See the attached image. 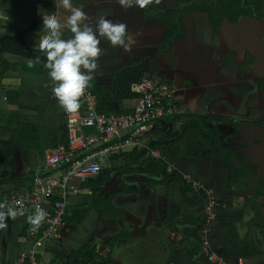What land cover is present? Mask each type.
<instances>
[{
    "label": "crops",
    "instance_id": "0c3cea01",
    "mask_svg": "<svg viewBox=\"0 0 264 264\" xmlns=\"http://www.w3.org/2000/svg\"><path fill=\"white\" fill-rule=\"evenodd\" d=\"M81 3L93 20L105 16L115 23L126 24L127 30L133 35L140 33L136 45L128 53L112 47L108 42H102L100 45L103 53L99 57V68L94 74L90 89L94 94L100 88L110 91L109 101L113 102L117 110L114 115H128L121 114L118 109H132L134 106L130 97L120 101L113 97L118 78L124 74L149 72L158 85H167L174 92L177 102L184 104L185 112L178 116L189 120L199 117L202 134L203 128H208L209 132L217 127L220 136H216V139L219 140L238 133L230 144L240 151L239 155L251 157L258 162V148L252 145L253 140L258 137L253 139L251 134L258 133L260 125L255 124L252 117H264V93L258 92L252 84H248L257 76L251 74L247 77L242 72H233L232 69L233 61L243 62L246 52L261 42L258 22L248 29L250 27H234L229 21H225L217 31L216 37H211L206 33L200 35L194 17L187 14L184 17L186 35L167 44V25L157 16V12L172 9L174 0H160L158 4L154 2L145 8L127 10L116 0H77V5ZM38 9L48 14L57 11L53 0H0V13L7 12L10 17L8 23L0 20V43L2 39L8 40V36H26L27 47L38 54L34 56L33 61L41 60L40 65L30 69L27 66L28 61L13 55L8 58L9 55L0 49V60L3 59L7 65L12 66L10 72H7L9 78L5 80V85L11 91L20 93L17 106H9L6 91L0 89L3 90L4 100L8 104L7 109L3 110L5 121L25 125L29 130L22 135H27L29 140L35 141L37 148H46L45 144L56 140V136L61 133L59 127L63 108L52 95L48 70L44 67L46 57L39 51L38 42L43 32L37 34L42 27V16L38 14ZM70 35L66 32L65 38ZM237 38L239 46L236 45ZM135 86L132 88L133 93ZM201 128L198 132H201ZM50 148L46 149V156L51 153ZM0 170H5L2 164ZM17 170L16 165L12 180H28L32 176L17 177ZM121 180L118 178L115 184H110L101 195L123 209L122 206L132 202L134 198L132 195L127 199L120 197V191L123 190L119 184ZM139 180L141 179L132 177L133 184H130L126 192L123 191L124 194L142 191L141 196L145 200L136 205V213L129 208L123 209V217L118 219L104 217L96 211L80 219L72 215L69 218L73 217L75 225L66 233L61 232L57 240L45 247L48 260L45 262L42 258V263L73 264L72 260L81 255L85 248L96 245L98 254L110 260L112 264H200L205 257H191L195 243H201V236L198 237L193 226L198 216L194 212V203L198 201L205 206V197L203 200H196L194 196L187 195L183 184H172L171 188L168 184H161L157 196L159 207H149L147 217H143L142 205L146 202L150 205V199L153 201V198L149 188L143 190L145 184H136ZM7 181L0 177V202H7L5 196L15 191L11 187L3 188ZM31 183L32 181L25 185L26 189ZM116 193L118 194L115 195ZM169 198L176 206V209L171 210L170 221L166 213ZM228 200L234 205L233 211H229L239 212L245 208L244 205L241 209L236 208L239 207L238 203L243 201L241 195ZM219 201L224 204L223 209H228L226 202ZM26 225V221L17 217L8 221L7 231L0 232V263L19 260L21 253L28 246ZM114 238L117 240L112 246ZM251 262L256 261L242 259L237 264H252Z\"/></svg>",
    "mask_w": 264,
    "mask_h": 264
},
{
    "label": "trees",
    "instance_id": "16d2710c",
    "mask_svg": "<svg viewBox=\"0 0 264 264\" xmlns=\"http://www.w3.org/2000/svg\"><path fill=\"white\" fill-rule=\"evenodd\" d=\"M190 14L194 17L198 29L201 34H209L216 37L217 31L222 28L225 21H229L231 25L239 24L244 21L264 22V0H174L172 9L157 12V16L167 25L168 33L166 43H172L174 39H178L186 35L187 27L184 20L185 15ZM199 35V34H198ZM28 39L26 36H19L13 39H6L0 43V49L4 54L21 57L25 61L33 60L34 56H38L28 47ZM254 64L251 60L247 65ZM12 66L1 59L0 60V88L6 91L8 95L9 106L15 107L18 104L20 93L11 91L5 85V80L9 78ZM142 77V74H124L117 80V84L113 89V97L120 101L128 97L134 102L132 109L120 108L121 114H132L135 112L139 102L140 95L132 92V88ZM264 84V82H262ZM264 91V86L260 87ZM99 103V112L112 115L117 113L113 102L109 101L110 91L100 88L96 91ZM127 97V98H125ZM16 114H14L15 116ZM198 119V120H196ZM200 118L189 120L181 118V116L170 117L165 120L156 122L154 130L146 133L143 137L144 147L135 148L132 151L125 152L119 156L112 158L109 164H106L99 177L85 184L89 192L80 194L71 199L70 210L73 209V215L76 219H80L87 214L98 212L104 217L110 219H118L123 217L125 209L135 212L136 205L145 200L141 196L142 191L135 193L126 192V189L133 184L131 178L141 179L136 184H145L144 189L151 190V204L142 205L141 213L143 217H147L148 209L151 206L159 207L158 204V187L161 184H183L185 193L194 196L196 200L204 199V192H199L187 183L179 174H168L166 164L162 160H156L150 156V150L159 151L161 156L165 157L170 163L176 164L178 170L186 174L193 175L194 179L207 188L214 190L216 197L228 204V209H219L218 219L213 224V232L211 234L212 247L219 255L229 263L237 264L242 259L257 261L264 260V212L259 206V202L264 199V178L260 179L259 166L254 164L252 159L239 155L238 151L230 141L238 135H228L222 139H216L220 134L217 133V127L210 129L203 128L202 134ZM61 133L56 136V140L41 147V161L44 162L46 149L51 147L50 152L55 151L59 145L68 141L66 135L67 119L65 111L61 118ZM206 121V120H204ZM208 121V120H207ZM211 121V120H209ZM199 122V123H198ZM34 128V127H32ZM201 128V132L198 129ZM31 129V128H30ZM28 127L19 123L5 121V113L0 111V165L5 170H0V177L8 181L3 188L11 187L15 191L10 192L7 196L19 190H27L25 185L33 180L34 173L28 180H12V174L16 170L14 144L19 140L22 134L28 131ZM35 142V141H34ZM242 145H244L241 142ZM149 148L150 150H148ZM122 179L119 184L122 185L120 197H132L134 200L127 203L122 208H118L105 196L102 191L110 184H115L117 179ZM251 187L253 192L249 195V209H243L239 212L233 211V202L228 200L232 195L242 191L246 193ZM171 188V187H170ZM116 193L115 195H117ZM5 196V198H9ZM227 200V201H225ZM194 212L198 215L193 226L196 228L198 237L201 236V230L205 221V206L198 201L194 203ZM172 209H176L171 198L166 209L170 221V213ZM69 210V212H70ZM232 210V211H229ZM139 215V214H137ZM66 218L65 224L70 222ZM114 238L113 245L116 243ZM30 242H28V246ZM200 244L193 246L194 253L191 255L193 259L201 255ZM45 250V249H44ZM77 258V259H76ZM89 264H112L110 260L103 258L98 254L96 245H91L75 257L73 264L86 263ZM15 262V260H11ZM207 259L204 258L200 264H205ZM171 264V263H170Z\"/></svg>",
    "mask_w": 264,
    "mask_h": 264
},
{
    "label": "built area",
    "instance_id": "2783aa9c",
    "mask_svg": "<svg viewBox=\"0 0 264 264\" xmlns=\"http://www.w3.org/2000/svg\"><path fill=\"white\" fill-rule=\"evenodd\" d=\"M134 90L140 95V102L132 114L99 112L98 99L90 88L79 98L80 108L76 113L65 112L67 143L45 156L27 190H17L7 200L9 207L23 211L18 218L27 223L25 235L30 245L25 247L18 261L0 264H43L38 248L45 249L60 237L71 199L89 192L84 185L96 180L112 158L144 147L143 136L154 130L156 122L185 112L184 104L177 102L174 92L167 85H158L149 72L142 74ZM150 156L162 160L168 174L179 173L193 189L204 192L206 218L200 248L201 256L207 259L205 264H234L226 262L212 247L213 224L218 219L219 209L225 207L214 190L196 181L191 174L178 170L176 164L168 162L159 151L150 150ZM37 206L46 211L47 217L32 231L27 218L34 214Z\"/></svg>",
    "mask_w": 264,
    "mask_h": 264
},
{
    "label": "clouds",
    "instance_id": "9594fccd",
    "mask_svg": "<svg viewBox=\"0 0 264 264\" xmlns=\"http://www.w3.org/2000/svg\"><path fill=\"white\" fill-rule=\"evenodd\" d=\"M125 10L145 8L160 0H116ZM57 11L48 14L38 9L42 16V27L38 47L46 57L44 67L48 70L51 92L58 104L68 114L76 113L80 108L79 98L91 87V81L99 68L98 60L103 53L102 42L112 47L131 52L136 45L137 36L127 30L124 23H115L105 16L93 20L84 10V4L77 5V0H53ZM0 20L9 22L7 12L0 13ZM70 33L65 38V33ZM41 64L40 59L27 62L28 68ZM24 213L8 203L0 202V232L8 229V221L15 220ZM47 213L37 206L34 214L28 216L31 230L36 231L46 220Z\"/></svg>",
    "mask_w": 264,
    "mask_h": 264
},
{
    "label": "rangeland",
    "instance_id": "374dc122",
    "mask_svg": "<svg viewBox=\"0 0 264 264\" xmlns=\"http://www.w3.org/2000/svg\"><path fill=\"white\" fill-rule=\"evenodd\" d=\"M8 58H12V57H10L9 55ZM0 95L2 96V98L0 99V111L1 110L3 111L7 109L8 104L4 100L3 90L0 91ZM263 116H264V112H263ZM26 136L22 135L20 139L14 144L15 151H16L15 161H16V165L18 168V170L15 172V175L17 177H21V176L29 177L30 175H33V173L37 170V168L42 166L44 163V162L42 163L41 157H40L42 150L40 148H37L36 142L29 140ZM251 136L253 139L255 137H258V139L256 138L253 140L254 144L252 143V145H254V148H258V150L256 151L257 152L256 155L258 156H256V158L260 162L259 164H261L262 168L264 169V126H258V133H252ZM255 140L259 141L257 145H255V143H257ZM107 164H109V161L107 162ZM193 177L194 176L192 175V178ZM262 178H264V170H263V173L261 174V179ZM239 194H242V193H236L234 194V196L236 195L238 196ZM241 199L243 201L238 203L239 207H236V208L241 209V207L244 205L245 209H249L250 203L249 201L246 200L245 194H242ZM259 206H261L264 212V199H262L259 202ZM73 212H74L73 209L70 210L69 212L70 217L73 215ZM74 225H75L74 220L70 219V222L65 224V226L63 227L62 232L66 233L68 229H70ZM38 250L42 258H44L46 262L48 260L47 251L44 250L43 248H38ZM251 263L252 264H264V260L257 259L256 262H251Z\"/></svg>",
    "mask_w": 264,
    "mask_h": 264
},
{
    "label": "flooded vegetation",
    "instance_id": "af4514ba",
    "mask_svg": "<svg viewBox=\"0 0 264 264\" xmlns=\"http://www.w3.org/2000/svg\"><path fill=\"white\" fill-rule=\"evenodd\" d=\"M255 23L256 22L244 21V22H241L239 24H235L233 26L234 27H247V28L250 27L248 29H251V27H253V25ZM258 23H259L258 25L260 27V29H258V33L260 34V37L262 38V39H260L261 42H258L256 44L257 46L252 47L251 51L246 52L243 62L240 61V62L236 63L233 61V64H232L233 68L232 69H234L233 72H235V73L236 72H238V73L242 72V74L246 75L247 77L248 76L250 77L251 74H254L255 76H257V78L250 80L249 81L250 83H248V84L249 85L252 84L254 86V89H257L258 92L264 93V91L260 89V87L264 86V84L262 83V82H264V22L258 21ZM237 40H239V38H237ZM238 42L239 41H237V43H236L237 46H239ZM251 60L254 61V64L248 66L247 64ZM224 67H225V65H224ZM257 72H260V73L258 74ZM254 117H252V119H253V122L255 124L260 125V126H264V117L262 119H258V118H254ZM257 144H258V142H257ZM249 158H251V157H249ZM251 159H252L254 164L259 166L260 179H261V174L263 173L264 169L262 168L261 164H259L260 163L259 161H258L259 163L258 162L256 163L253 158H251ZM239 193L245 194L246 200L249 201V195H250L249 190H247L246 193H244L242 191H239ZM242 194H239V195L242 196ZM232 198H234V195H232Z\"/></svg>",
    "mask_w": 264,
    "mask_h": 264
},
{
    "label": "water",
    "instance_id": "95a60500",
    "mask_svg": "<svg viewBox=\"0 0 264 264\" xmlns=\"http://www.w3.org/2000/svg\"><path fill=\"white\" fill-rule=\"evenodd\" d=\"M8 38L11 39V38H13V36H8ZM3 41H4V39L1 40V42H3ZM253 190H254V187H251L249 189V193L251 194L253 192Z\"/></svg>",
    "mask_w": 264,
    "mask_h": 264
}]
</instances>
